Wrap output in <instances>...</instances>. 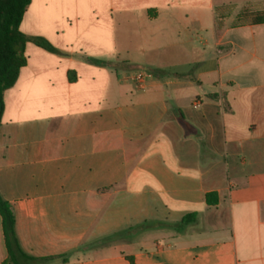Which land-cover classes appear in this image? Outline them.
I'll list each match as a JSON object with an SVG mask.
<instances>
[{"label": "crops", "instance_id": "crops-1", "mask_svg": "<svg viewBox=\"0 0 264 264\" xmlns=\"http://www.w3.org/2000/svg\"><path fill=\"white\" fill-rule=\"evenodd\" d=\"M21 31L60 52L27 44L0 125L33 264H264V0H32Z\"/></svg>", "mask_w": 264, "mask_h": 264}, {"label": "trees", "instance_id": "trees-1", "mask_svg": "<svg viewBox=\"0 0 264 264\" xmlns=\"http://www.w3.org/2000/svg\"><path fill=\"white\" fill-rule=\"evenodd\" d=\"M32 0H0V125L5 112V93L15 86L20 72L27 66L25 55L28 43H33L50 53H60L49 42L40 37H30L21 31L25 13ZM90 63L100 67L115 70L133 69L127 62H106L89 59ZM72 80V79H71ZM216 194H208L207 202L215 205ZM0 216L2 218L4 241L8 253V260L12 264H33L36 260L27 256L21 249L15 231V216L10 204L0 195ZM194 216H192L193 218ZM192 221H185L184 223ZM63 263H67V256H63ZM133 263V260L130 258ZM24 262V263H23Z\"/></svg>", "mask_w": 264, "mask_h": 264}, {"label": "built area", "instance_id": "built-area-1", "mask_svg": "<svg viewBox=\"0 0 264 264\" xmlns=\"http://www.w3.org/2000/svg\"><path fill=\"white\" fill-rule=\"evenodd\" d=\"M152 78V74L141 71L135 74V81L136 84L140 87H143L146 85V83ZM200 107V102L196 101L194 108L197 109Z\"/></svg>", "mask_w": 264, "mask_h": 264}, {"label": "rangeland", "instance_id": "rangeland-1", "mask_svg": "<svg viewBox=\"0 0 264 264\" xmlns=\"http://www.w3.org/2000/svg\"><path fill=\"white\" fill-rule=\"evenodd\" d=\"M185 61H186V60H185ZM187 61H188V60H187ZM209 62H211L210 59L208 60V63H209ZM185 63H186V62H185ZM183 66H184V65H183ZM141 71H144V72H147V73L152 74V78H154V76H153V75H154V74H153V71H151V70H138V71L136 70L135 72H131V73L129 74V78H130V80L136 83V81H135V74L138 73V72H141ZM152 78H151V79H152Z\"/></svg>", "mask_w": 264, "mask_h": 264}]
</instances>
